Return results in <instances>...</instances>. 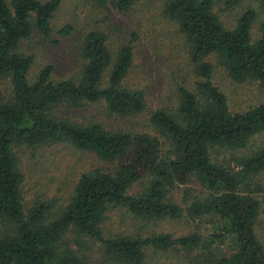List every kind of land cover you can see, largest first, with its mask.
Wrapping results in <instances>:
<instances>
[{
    "label": "trees",
    "instance_id": "1",
    "mask_svg": "<svg viewBox=\"0 0 264 264\" xmlns=\"http://www.w3.org/2000/svg\"><path fill=\"white\" fill-rule=\"evenodd\" d=\"M62 1L0 0V76L10 77L13 92L11 98L0 100V220L13 228L0 235V264H87L69 244H63L71 230L101 242L128 264H142L147 246L202 247L204 239L197 233L106 238L101 227L110 205L125 206L137 216L180 217L183 209L167 199L166 187L193 178L209 191V197L195 200L190 215H219L226 226L210 239L233 240V252L217 258L215 264H264V244L256 232L260 201L241 189L248 177L264 169V145L240 158L238 170L216 163L211 156L215 146L245 148L251 137L264 131V102L233 112L228 96L213 82V66L207 60L217 56L231 79H254L264 88V22L255 39L253 9L245 11L234 28H228L213 11V0H167L163 12L184 35L197 78L192 88L179 85L175 109L160 108L152 113L151 124L160 136L132 134L106 129L97 122H72L56 112L62 106L90 102H103L111 113L122 116L144 112V92L125 85L137 35L115 53L105 34L91 31L82 47L85 63L77 79L54 81L53 67L48 65L30 81L34 58L18 48L34 27L50 38L51 20ZM137 1L112 0L119 11H128ZM239 1L225 0L229 6ZM72 31L71 26H65L59 33L69 35ZM54 142L91 151L117 166L111 172L96 169L83 173L67 208L46 223L47 202L37 200L25 211V175L14 146ZM147 175L153 178L143 193L128 194L129 188Z\"/></svg>",
    "mask_w": 264,
    "mask_h": 264
},
{
    "label": "rangeland",
    "instance_id": "2",
    "mask_svg": "<svg viewBox=\"0 0 264 264\" xmlns=\"http://www.w3.org/2000/svg\"><path fill=\"white\" fill-rule=\"evenodd\" d=\"M166 2L139 0L128 11H119L112 0L106 3L99 0H63L51 20L53 32L50 38H45L34 27L32 35L23 40L18 48L19 52L34 58L28 76L31 82L48 65L53 67L54 81L77 79L85 63L82 47L91 31L105 34L108 47L115 53L133 35H137L133 43V65L125 85L144 92L145 111L122 116L111 113L103 102H90L75 107H59L56 112L58 117L86 125L97 122L109 130L160 136L151 124L152 113L160 108L175 109L179 104V85L192 88L197 78L184 35L163 12ZM248 9L256 12L253 28L256 39L264 22V0H240L232 6L227 5L225 0H213V11L228 28H234ZM65 26H71L72 33L60 34L59 30ZM207 60L213 66L212 80L228 96L233 112L247 111L264 102V88L259 81L248 79L236 82L217 56H209ZM12 95L10 77L0 76V100H7ZM262 145L264 131L251 137L245 148L215 146L211 149V156L216 163L238 170L239 159ZM14 152L25 175L22 185L25 211L28 212L37 200L47 202L50 210L46 223L59 217L67 208L83 173L96 169L111 172L117 166L116 162L104 161L97 154L66 142L35 146L20 143L14 146ZM152 178V175H147L137 181L129 188L128 194L143 193ZM241 189L252 193L260 201L256 232L264 244V169L248 177ZM166 196L182 207L180 217L137 216L125 206L110 205L101 225L104 237L129 235L146 238L160 234L181 237L197 233L204 239L203 246L195 249L182 245L169 249L147 246L142 264H215L217 258L233 252L231 238L210 239L211 235L221 233L222 227L226 226L219 215L207 214L194 218L189 213L195 200L209 197V191L199 180L193 178L186 184L167 186ZM12 230L10 223L0 220V235ZM63 244H69L87 264H128L109 253L101 242L75 230L65 235Z\"/></svg>",
    "mask_w": 264,
    "mask_h": 264
}]
</instances>
